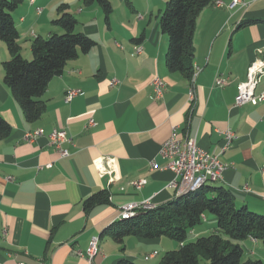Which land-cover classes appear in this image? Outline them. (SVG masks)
I'll use <instances>...</instances> for the list:
<instances>
[{
  "label": "crops",
  "instance_id": "0c3cea01",
  "mask_svg": "<svg viewBox=\"0 0 264 264\" xmlns=\"http://www.w3.org/2000/svg\"><path fill=\"white\" fill-rule=\"evenodd\" d=\"M108 1L112 11L107 21L97 3L83 0H23L12 11L18 43L26 45L23 57L31 56L35 36L62 32L51 24L61 3L76 18V29L95 45L69 59L62 73L48 82L40 97L42 112L33 121L24 118L0 66V115L11 125V132L0 139L3 264H88L84 254L93 236L98 240L95 264H117L124 258L156 264L160 253H146L151 245L176 249L178 244L169 238L127 235L117 242L103 233L121 219V205L148 200L155 206L175 196L169 187L174 174L159 153L173 126L179 137H194L210 153H219L224 144L219 130L234 131L236 138L220 154L230 166L213 184L229 189L236 205L264 215V100L234 106L237 83L245 80L250 62L264 50V0H245L233 7L228 6L232 0H221L222 6L213 3L200 11L193 32V80L192 75L169 72L165 64L168 36L160 30L159 16L167 0ZM137 44L140 53L134 51ZM8 58L0 44V61ZM155 75L165 82L158 99L152 98ZM218 77L225 81L223 86L216 85ZM112 78L119 83L110 86ZM68 89L81 92L66 102ZM263 91L264 77L255 88L256 93ZM89 118L94 126L86 125ZM36 128L45 134L33 141L23 139L24 132ZM54 129L66 130L69 156L60 157L49 143L47 133ZM99 156L115 158V178L96 171L92 161ZM143 179L140 188L133 185ZM100 191L107 200L85 210L84 200ZM214 231L215 218L206 216L190 237ZM238 243L244 259L264 263L261 240L247 237ZM140 245L147 250L133 249ZM153 252L152 258H144Z\"/></svg>",
  "mask_w": 264,
  "mask_h": 264
},
{
  "label": "trees",
  "instance_id": "16d2710c",
  "mask_svg": "<svg viewBox=\"0 0 264 264\" xmlns=\"http://www.w3.org/2000/svg\"><path fill=\"white\" fill-rule=\"evenodd\" d=\"M23 0H0V40L4 41L9 58L2 61L3 82L18 102L27 121L37 119L43 109L41 95L48 82L62 73L65 63L79 53H87L95 41L76 29L77 20L67 4L57 7L51 24L62 32L37 35L30 44V58L21 54L19 30L12 11ZM216 0H167L159 16L160 30L168 36L165 64L169 72L187 78L193 76V32L200 11ZM97 3L107 21L112 11L108 0H83ZM193 73V74H192ZM191 76V77H192ZM11 132L10 123L0 115V139ZM207 182L194 191L175 195L168 202L136 210L130 218H121L103 233L121 242L127 235L147 239L166 237L178 244L163 253L156 264H264L260 259H244L238 241L247 237L264 243V215L238 206L225 186ZM107 194L100 191L83 202L85 210L105 202ZM206 216L215 218V230L191 238V231L201 225ZM117 264H136L120 259Z\"/></svg>",
  "mask_w": 264,
  "mask_h": 264
},
{
  "label": "built area",
  "instance_id": "2783aa9c",
  "mask_svg": "<svg viewBox=\"0 0 264 264\" xmlns=\"http://www.w3.org/2000/svg\"><path fill=\"white\" fill-rule=\"evenodd\" d=\"M34 2V0H30ZM246 4L245 0H232L228 6L233 7L237 4ZM221 0L217 1L215 7L222 6ZM40 10L39 8L37 9ZM140 53V52H135ZM264 77V50L262 56L255 58L250 62L246 78L244 81L237 83L236 85V96L234 106H241L243 104L256 105L264 100V91L260 93L255 92V88L258 82ZM119 83L117 78H112L109 81L110 86H115ZM225 81L218 77L216 85L223 86ZM152 85V98L158 99L163 96L165 90V82L158 75H155L151 80ZM81 91L79 89H68L63 95V100L69 102L74 96L78 95ZM189 101L193 102L195 98H191L190 90L188 93ZM88 126H94L95 122L92 118L87 120ZM219 133L224 138V144L221 149H227L231 142L236 138L235 132L227 128L225 130H219ZM45 131L43 128L38 130H29L24 132L23 139L27 141H33L37 136L44 135ZM49 143L52 144L60 157L69 156L70 152L64 147V143L68 141L67 132L65 129H54L47 133ZM160 155L166 160V168H169L174 178L170 181L169 187L174 189L175 192L187 187L193 181L201 178H214L217 180L221 179L222 172L230 166L228 162L218 159V153H210L204 148L200 147L194 137L186 136L179 137L176 133V127L171 128L170 135L162 142ZM92 164L99 174H107L110 179L116 177L115 171V158L111 156H99L93 159ZM51 164H47L49 167ZM155 164L152 163V166ZM12 179V178H8ZM145 183V180H139L133 183L136 188H140ZM245 189H248L246 186ZM154 204L148 200L141 202H127L120 206L118 217L124 213H130L135 210L145 209L148 206ZM6 233L5 230H3ZM3 233V234H4ZM94 236L90 239L86 252L84 254L88 264H95L93 261V244ZM82 255L81 253H79ZM156 255V252L145 255V259L148 260ZM0 264H3L0 262ZM17 264H24L18 262Z\"/></svg>",
  "mask_w": 264,
  "mask_h": 264
},
{
  "label": "bare ground",
  "instance_id": "6f19581e",
  "mask_svg": "<svg viewBox=\"0 0 264 264\" xmlns=\"http://www.w3.org/2000/svg\"><path fill=\"white\" fill-rule=\"evenodd\" d=\"M219 1V0H216L215 3ZM134 51L135 52H141V46L139 44L135 45L134 46ZM194 74L192 76V80L194 79ZM190 96L191 98H194V94H193V91H190ZM38 129H41V128H36L34 130H38ZM226 149H221L220 152L218 153V159H221L220 158V154L223 153ZM218 180L217 179H214V178H201L199 180H196V181H193L191 182L190 184H188L187 187H184L182 188L181 190L175 192V195H182V194H185L187 192H190V191H194L196 190L197 188H199L200 186H202L203 184L207 183V182H217ZM154 206V205H152ZM148 207H151V206H148ZM147 207V208H148ZM136 211V210H135ZM130 212V213H124V214H121L120 218H130V216L135 212ZM95 241H94V244H93V255L94 253L96 252L97 250V237H94Z\"/></svg>",
  "mask_w": 264,
  "mask_h": 264
},
{
  "label": "rangeland",
  "instance_id": "374dc122",
  "mask_svg": "<svg viewBox=\"0 0 264 264\" xmlns=\"http://www.w3.org/2000/svg\"><path fill=\"white\" fill-rule=\"evenodd\" d=\"M0 44H1L2 46H4V48H5L6 51H7V48H6V44H5V42L2 41V40H0ZM20 45H21V48L23 49V52H21V54L23 55V54L25 53L24 48L26 47V45H25V43H24L23 41H21V44H20ZM7 52H8V51H7ZM28 55H29V54H28ZM23 56H24V55H23ZM25 58H27V57H25ZM28 58H30V56H28ZM0 66H1V68H2V61H0ZM159 238L167 239V238H165V237H159ZM133 249H139V251H141V252L147 250V249L144 248L143 245H140V246H134ZM153 249H156V250L160 253V254L157 256V260H158V259L163 255L165 249H167V248H165V245H164V244H162V245H160V244H153V245L150 246L149 250H147L146 253H148V251H153ZM252 259H253V258H252ZM255 259H257V258H255ZM157 260H156V261H157ZM148 263L151 264L152 261H149ZM200 264H204V260H203V259L200 261Z\"/></svg>",
  "mask_w": 264,
  "mask_h": 264
}]
</instances>
